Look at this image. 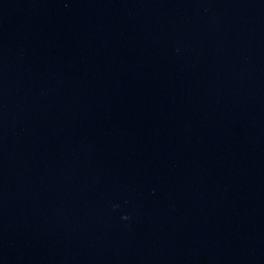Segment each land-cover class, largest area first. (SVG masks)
Here are the masks:
<instances>
[{"label": "clouds", "instance_id": "obj_1", "mask_svg": "<svg viewBox=\"0 0 264 264\" xmlns=\"http://www.w3.org/2000/svg\"><path fill=\"white\" fill-rule=\"evenodd\" d=\"M127 217H125V219H126Z\"/></svg>", "mask_w": 264, "mask_h": 264}]
</instances>
